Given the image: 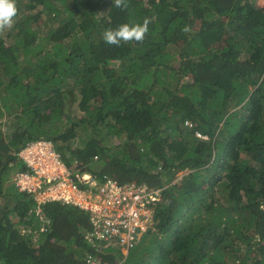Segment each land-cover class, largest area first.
<instances>
[{
    "label": "trees",
    "instance_id": "16d2710c",
    "mask_svg": "<svg viewBox=\"0 0 264 264\" xmlns=\"http://www.w3.org/2000/svg\"><path fill=\"white\" fill-rule=\"evenodd\" d=\"M15 3L0 32V264L125 257L87 240L86 212L53 201L44 221L16 186L19 152L40 138L74 171L165 188L121 264H264V5ZM146 17L143 43L104 42Z\"/></svg>",
    "mask_w": 264,
    "mask_h": 264
},
{
    "label": "built area",
    "instance_id": "2783aa9c",
    "mask_svg": "<svg viewBox=\"0 0 264 264\" xmlns=\"http://www.w3.org/2000/svg\"><path fill=\"white\" fill-rule=\"evenodd\" d=\"M19 157L26 169L17 170L13 181L33 196L36 213L43 217L41 206L53 201L86 212L90 223L86 237L90 243H96L97 251L111 246L127 256L144 234L155 230L154 215L163 201L164 187L122 183L113 177L74 171L46 138L27 142ZM42 220L45 221L44 217ZM91 258L90 264L100 262Z\"/></svg>",
    "mask_w": 264,
    "mask_h": 264
},
{
    "label": "clouds",
    "instance_id": "9594fccd",
    "mask_svg": "<svg viewBox=\"0 0 264 264\" xmlns=\"http://www.w3.org/2000/svg\"><path fill=\"white\" fill-rule=\"evenodd\" d=\"M111 6L124 10L128 8L129 4L128 0H112ZM17 12L15 0H0V32L12 28L13 18L17 15ZM150 22V18L146 17L143 23H124L115 29L108 28L103 33V40L111 46H120L121 42L129 43L135 41L143 43L146 34L149 32ZM127 256H125V259Z\"/></svg>",
    "mask_w": 264,
    "mask_h": 264
},
{
    "label": "rangeland",
    "instance_id": "374dc122",
    "mask_svg": "<svg viewBox=\"0 0 264 264\" xmlns=\"http://www.w3.org/2000/svg\"><path fill=\"white\" fill-rule=\"evenodd\" d=\"M256 1V4L257 5H260V6H263L264 5V0H255ZM183 175H184V172H182V173H179V175H178V179L180 180L182 177H183ZM7 189H9V186L7 187ZM114 249V248H113ZM122 253V252H121ZM112 254H116L117 255V257H118V263L119 264H121V263H123L124 261H125V257H124V259H120V255L119 254H117V252L116 251H112ZM99 261V260H98Z\"/></svg>",
    "mask_w": 264,
    "mask_h": 264
}]
</instances>
